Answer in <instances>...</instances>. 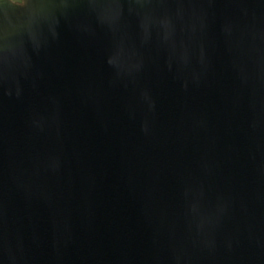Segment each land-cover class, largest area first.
Masks as SVG:
<instances>
[{
  "label": "water",
  "instance_id": "water-1",
  "mask_svg": "<svg viewBox=\"0 0 264 264\" xmlns=\"http://www.w3.org/2000/svg\"><path fill=\"white\" fill-rule=\"evenodd\" d=\"M0 0V264H264V0Z\"/></svg>",
  "mask_w": 264,
  "mask_h": 264
},
{
  "label": "flooded vegetation",
  "instance_id": "flooded-vegetation-1",
  "mask_svg": "<svg viewBox=\"0 0 264 264\" xmlns=\"http://www.w3.org/2000/svg\"><path fill=\"white\" fill-rule=\"evenodd\" d=\"M14 1V0H13Z\"/></svg>",
  "mask_w": 264,
  "mask_h": 264
}]
</instances>
